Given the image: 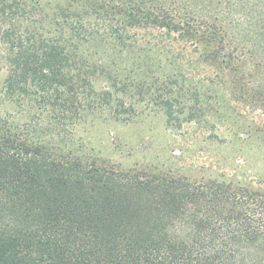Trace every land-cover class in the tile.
I'll use <instances>...</instances> for the list:
<instances>
[{"label": "trees", "instance_id": "16d2710c", "mask_svg": "<svg viewBox=\"0 0 264 264\" xmlns=\"http://www.w3.org/2000/svg\"><path fill=\"white\" fill-rule=\"evenodd\" d=\"M191 2L0 0L2 98L53 123L0 118V264H264V193L99 166L69 139L79 113L128 120L162 99L174 45L239 61Z\"/></svg>", "mask_w": 264, "mask_h": 264}, {"label": "rangeland", "instance_id": "374dc122", "mask_svg": "<svg viewBox=\"0 0 264 264\" xmlns=\"http://www.w3.org/2000/svg\"><path fill=\"white\" fill-rule=\"evenodd\" d=\"M209 1L191 5L200 15L218 17L231 40L225 50L214 49L218 57L232 52L239 61L211 63L205 61L209 52L174 45L175 64L156 73L166 92L162 99L150 91V105L128 120L79 113L69 139L99 166L264 193V0ZM4 64L0 58V118L47 129L51 115L32 108L29 98L19 108L3 100Z\"/></svg>", "mask_w": 264, "mask_h": 264}]
</instances>
